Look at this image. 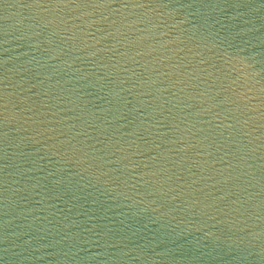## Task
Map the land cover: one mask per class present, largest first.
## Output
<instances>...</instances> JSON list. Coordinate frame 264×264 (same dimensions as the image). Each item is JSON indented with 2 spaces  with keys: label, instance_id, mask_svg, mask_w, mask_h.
Masks as SVG:
<instances>
[{
  "label": "water",
  "instance_id": "95a60500",
  "mask_svg": "<svg viewBox=\"0 0 264 264\" xmlns=\"http://www.w3.org/2000/svg\"><path fill=\"white\" fill-rule=\"evenodd\" d=\"M0 264H264V0H0Z\"/></svg>",
  "mask_w": 264,
  "mask_h": 264
}]
</instances>
